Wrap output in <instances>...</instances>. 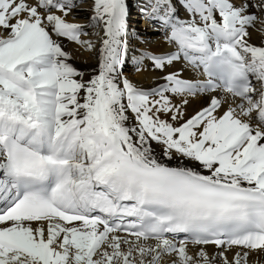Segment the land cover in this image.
I'll return each mask as SVG.
<instances>
[{"label": "snow or ice", "instance_id": "snow-or-ice-1", "mask_svg": "<svg viewBox=\"0 0 264 264\" xmlns=\"http://www.w3.org/2000/svg\"><path fill=\"white\" fill-rule=\"evenodd\" d=\"M88 3L0 0V264H264V0Z\"/></svg>", "mask_w": 264, "mask_h": 264}, {"label": "bare ground", "instance_id": "bare-ground-1", "mask_svg": "<svg viewBox=\"0 0 264 264\" xmlns=\"http://www.w3.org/2000/svg\"><path fill=\"white\" fill-rule=\"evenodd\" d=\"M91 0H89L88 4H85L83 7L88 8L90 6ZM135 8V7H133ZM136 9V8H135ZM88 13L81 12L77 15L76 22L80 23H87L86 16ZM131 27L135 29L138 33L141 31V28H147L145 29V32L141 35H139L141 38L146 39L149 41V43L144 44L140 43L139 40L133 41V46L137 49H148L157 53L169 51L171 50L169 46L164 42V37L161 33L153 31L152 26L146 19H141V16L139 12H136L135 15L131 17ZM141 25V26H140ZM148 33V34H147ZM92 39H95V37H91ZM253 41L259 42V35L254 34L253 35ZM65 44L67 45L66 50L72 53L73 59L72 63L75 67L78 69L84 71L86 73L84 79H88L89 76L92 74V69H94L97 65V59H96V53L95 52H88L84 49H81L79 46L75 45L74 43H69L65 41ZM148 62H146L147 64ZM131 68V69H129ZM125 75L128 76L129 79H131L134 83H136L138 86H141L145 89L152 88L156 86V84L161 83L158 79L162 74L159 72H151V71H141L137 72L132 64H129L126 68ZM202 104V101H193L190 103V105L187 108L188 114H192L197 108H199ZM157 148V151H160V148L153 145Z\"/></svg>", "mask_w": 264, "mask_h": 264}, {"label": "rangeland", "instance_id": "rangeland-1", "mask_svg": "<svg viewBox=\"0 0 264 264\" xmlns=\"http://www.w3.org/2000/svg\"><path fill=\"white\" fill-rule=\"evenodd\" d=\"M136 12H138L135 8H132V14H131V17L133 16V15H135L136 14ZM132 19L130 18V21H131ZM141 26V25H140ZM145 29H149V27H147V28H141V31H139L140 33H138L139 35H141V34H143L144 32H145ZM146 34V33H145ZM145 34H143V35H145ZM148 34V33H147ZM143 35H141V36H143ZM129 69H131V68H129ZM126 71V70H125Z\"/></svg>", "mask_w": 264, "mask_h": 264}]
</instances>
